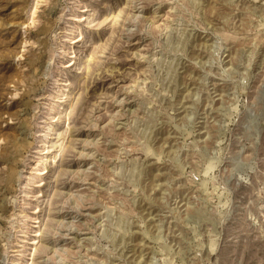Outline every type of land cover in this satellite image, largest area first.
<instances>
[{
    "label": "rangeland",
    "instance_id": "obj_1",
    "mask_svg": "<svg viewBox=\"0 0 264 264\" xmlns=\"http://www.w3.org/2000/svg\"><path fill=\"white\" fill-rule=\"evenodd\" d=\"M0 264H264V0H0Z\"/></svg>",
    "mask_w": 264,
    "mask_h": 264
}]
</instances>
